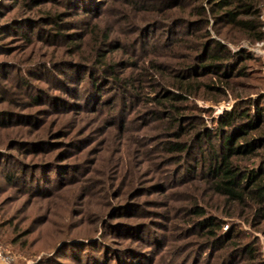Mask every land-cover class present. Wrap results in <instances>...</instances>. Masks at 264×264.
<instances>
[{
	"label": "rangeland",
	"instance_id": "1",
	"mask_svg": "<svg viewBox=\"0 0 264 264\" xmlns=\"http://www.w3.org/2000/svg\"><path fill=\"white\" fill-rule=\"evenodd\" d=\"M58 1L63 6H45L60 15L56 22L40 20L16 0H5L1 9L0 24L14 25L0 33V99L6 97L0 111L22 115V139L29 145L20 152L2 146V163L9 166L2 164L0 171L14 163L20 177L46 180L33 187L24 181L8 186L0 176V213L8 208L3 218L16 216L31 243L27 255L0 237L13 264H264V222L256 224L253 209L225 204L197 177L192 171L197 149L178 152L176 160L158 150L165 133L147 96H121L109 72L100 73L98 85L92 77L98 57L113 62L118 76L124 63L130 67L126 71L142 60L147 66L150 60L174 65L200 39L188 34L180 46L169 45L170 35L183 33V24L156 26L128 0H82L87 7L82 10ZM199 4L207 14L196 35L208 51L217 42L222 47L216 60L205 58V48L199 51L200 66L189 77H200V85L209 88L202 86L203 98L184 113L183 127L202 133L208 144L209 138L217 141L218 128L228 130L222 123L228 113L235 115L229 127L233 136L245 123L238 112L264 114V0L221 10L212 0ZM229 9L233 23L222 18ZM104 36L96 56L94 45ZM16 79L27 81L20 107L9 104L21 98ZM255 163L253 158L246 165ZM204 218L221 229L210 226L208 232L198 224ZM231 232L238 248L251 246L253 259L244 255L245 248L216 257L220 242L214 244L207 234L222 238ZM66 237L84 245L57 251Z\"/></svg>",
	"mask_w": 264,
	"mask_h": 264
},
{
	"label": "trees",
	"instance_id": "2",
	"mask_svg": "<svg viewBox=\"0 0 264 264\" xmlns=\"http://www.w3.org/2000/svg\"><path fill=\"white\" fill-rule=\"evenodd\" d=\"M68 7H76L77 10L87 8L85 2L82 0H63ZM134 2L137 6V10L146 14L149 21L156 26L160 24L169 25L171 21L178 25L184 26L183 33H176L170 35L169 45L180 46V42L189 35L193 36L198 41L195 47H190L189 54L184 59L174 65L163 64L150 60V64L147 66L144 64V60L136 64L134 69L121 67L123 73L118 76L114 71V63L102 60V57L95 59L94 68L92 69V77H95V84L98 85L100 82V73L109 72L111 77L110 82L114 84V87L120 92L121 96H147L148 102L152 108V111L156 119L162 124V130H164V139L160 141L158 150H165L171 152L174 155L170 156V160H176L178 152L186 149H197L199 151V157L196 158V163L192 168L193 172L198 171V176L203 178L208 184L209 189L219 196L225 204L232 205L238 203L239 205L248 206L253 209L254 219H258L256 224L264 222V114L261 111H255L249 113L248 111L238 112V116L245 120L242 124V133L233 136V132L229 127L233 126L235 118L233 114L228 113L222 122L228 130L218 128L217 141H213L211 138L208 139V144L200 139L202 133H197L194 130L184 131L183 121H185L184 113L193 104V100L196 98H203L205 93L202 86L209 88L208 84L200 85V77H189V73L199 65V59L201 58L199 51L201 52L205 48L207 52L209 47L203 43L202 36L196 35L197 30H201V26L206 23V12L202 5L199 4L200 0H128ZM218 9H224L231 7L234 9L245 6L247 0H212ZM5 0H1L0 3V17L1 9L4 6ZM47 3L51 6L54 4L63 6V3L58 0H16V4L22 7H29L30 10H35L36 15L40 17L44 22H56L57 18L60 17L58 14H54L52 8L45 7ZM194 4V6H192ZM44 6V7H43ZM67 7V8H68ZM45 8V9H44ZM44 9V10H43ZM44 13V15L42 14ZM191 16H196V20L192 23L190 21ZM222 18L233 23V10L229 9L222 13ZM61 19V18H59ZM41 21V22H42ZM42 22L43 24H45ZM39 24V23H38ZM37 24V26H38ZM14 22H6L0 24V33L13 26ZM106 40L104 36L101 42L102 45ZM98 43V42H97ZM101 43L97 46L94 45V49H97L96 56L99 55L98 49H100ZM216 48L212 51H208L205 58L208 60L218 59L217 53L219 47H222L220 43L215 44ZM95 51V50H94ZM202 54V53H201ZM100 56H102L100 54ZM224 57H228L227 55ZM222 60V58H220ZM125 70V71H124ZM176 74L175 77H170ZM89 76V75H88ZM150 76V77H149ZM131 77L136 81V84L132 83ZM196 82V83H195ZM27 85V81L16 79L14 86L19 93V100H10L9 104L14 106H22L25 104L23 97L27 96L26 90H22ZM178 90V93L176 92ZM3 92H6L3 90ZM150 92V93H149ZM154 92L153 95L151 93ZM224 93V90H222ZM0 94L2 89L0 88ZM150 96V97H149ZM6 97L0 99V104L6 102ZM35 101L33 98L32 102ZM192 104V105H191ZM190 106V107H189ZM150 108V109H151ZM197 110V108H196ZM187 118L191 120L193 112L190 111ZM22 115L12 114L10 112L0 111V166L2 164L9 166V163H2L4 158V150L2 146L5 145L7 150L24 151L27 149L29 143H27L23 136L25 132L23 130V123L20 119ZM187 119V122L188 120ZM13 120V121H12ZM186 122V121H185ZM255 164L247 166V160L253 159ZM190 168V167H189ZM188 168V170H189ZM21 169L18 165L12 164L11 169L0 171L4 183L8 186H15L21 181L30 183L31 187L41 185L46 182L44 176L32 177L29 180L27 178L20 177ZM8 208L0 213V237L1 240L7 244L15 246L18 251L23 254L29 255L31 249V243L29 244L25 236L29 231H21L19 222L16 221V216H6L4 214L8 212ZM203 228L205 225L208 228V232L211 228L216 226L217 230L221 229V224L213 222L210 218L201 219L198 223ZM211 226V228H210ZM207 238L213 241V243L220 242L217 247L216 257L221 259L222 255L231 251L236 254L241 252L244 248V255L248 254L250 259L254 258V251L251 246L238 248L236 244H233V232L226 234L221 238L216 234L211 236L207 234ZM77 237H66L60 239V246L57 251L66 247L76 245H84L82 243H76ZM73 240V241H72ZM87 245V244H86ZM56 253V252H55ZM73 258L80 259L82 257L78 255H72ZM215 257V258H216ZM87 262V261H86ZM44 263V262H43ZM42 263V264H43Z\"/></svg>",
	"mask_w": 264,
	"mask_h": 264
},
{
	"label": "built area",
	"instance_id": "3",
	"mask_svg": "<svg viewBox=\"0 0 264 264\" xmlns=\"http://www.w3.org/2000/svg\"><path fill=\"white\" fill-rule=\"evenodd\" d=\"M13 263H14L13 254L10 252V250L2 247L0 244V264H13Z\"/></svg>",
	"mask_w": 264,
	"mask_h": 264
}]
</instances>
